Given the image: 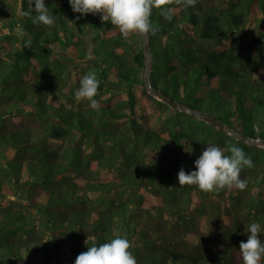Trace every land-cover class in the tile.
I'll return each instance as SVG.
<instances>
[{"label": "trees", "instance_id": "16d2710c", "mask_svg": "<svg viewBox=\"0 0 264 264\" xmlns=\"http://www.w3.org/2000/svg\"><path fill=\"white\" fill-rule=\"evenodd\" d=\"M45 4L52 26L22 14L29 0H0V264H75L117 236L138 264H243L251 223L264 241V147L148 93L140 33L125 38L69 0ZM169 7L171 21L151 16L153 86L264 137V0ZM90 72L95 109L75 97ZM230 144L253 161L245 190L179 186L207 146L230 155Z\"/></svg>", "mask_w": 264, "mask_h": 264}, {"label": "clouds", "instance_id": "9594fccd", "mask_svg": "<svg viewBox=\"0 0 264 264\" xmlns=\"http://www.w3.org/2000/svg\"><path fill=\"white\" fill-rule=\"evenodd\" d=\"M197 2L198 0H69L73 12L81 15L101 14L102 23L110 21L125 38L133 33L147 36L155 35L159 31V26L154 25L151 20L153 9L161 10L160 14L171 21L173 11L170 5L180 4L186 9L195 6ZM29 4L30 11L22 13L23 15H30L34 11L36 15L33 23L54 25L53 15L49 13L45 0H29ZM30 44L29 40L26 46ZM99 86L100 81L95 72L84 75L75 92L76 99H86L91 107L98 108L95 97L98 95ZM228 152L230 155L225 154L218 146H207L195 160L194 171L186 172L183 167L179 170V186L195 185L206 193L225 188L245 190L247 181L241 179V171L245 167L252 168L253 161L238 146L230 144ZM247 232L250 234L246 242L241 241L239 245L243 264H261L264 259V241L259 236L260 224L251 223ZM132 247L133 242L127 236H117L109 242L88 247L87 251L76 257L75 264H138L131 251Z\"/></svg>", "mask_w": 264, "mask_h": 264}, {"label": "water", "instance_id": "95a60500", "mask_svg": "<svg viewBox=\"0 0 264 264\" xmlns=\"http://www.w3.org/2000/svg\"><path fill=\"white\" fill-rule=\"evenodd\" d=\"M142 36L143 43V52L145 57V67H144V86L148 93L152 94L157 99L162 102L167 103L170 107L186 112L200 120L206 121L211 124L216 130L225 135H230L241 142H246L253 146H261L264 147V137H254L243 132H238L230 127H228L222 120L213 116L207 112L195 109L191 106H188L182 102H178L171 97H169L165 92L153 86L151 77H150V63H151V54L149 51V34L147 36Z\"/></svg>", "mask_w": 264, "mask_h": 264}, {"label": "rangeland", "instance_id": "374dc122", "mask_svg": "<svg viewBox=\"0 0 264 264\" xmlns=\"http://www.w3.org/2000/svg\"><path fill=\"white\" fill-rule=\"evenodd\" d=\"M3 25V20L0 18V26Z\"/></svg>", "mask_w": 264, "mask_h": 264}]
</instances>
